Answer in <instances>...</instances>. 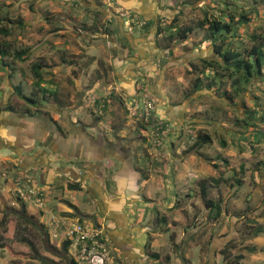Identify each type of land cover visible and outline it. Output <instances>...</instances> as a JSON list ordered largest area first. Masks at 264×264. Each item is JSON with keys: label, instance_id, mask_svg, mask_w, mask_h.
Instances as JSON below:
<instances>
[{"label": "rangeland", "instance_id": "rangeland-1", "mask_svg": "<svg viewBox=\"0 0 264 264\" xmlns=\"http://www.w3.org/2000/svg\"><path fill=\"white\" fill-rule=\"evenodd\" d=\"M58 1L0 0V16H4L7 13L12 17L14 16L13 18L21 16L26 21L23 27H18L17 22H9V20L4 19L0 25H10L12 30L8 35H4V37L0 36V39L7 41L10 45L9 48H31L29 56L25 61H12V76L7 75L8 69L5 70L6 67H0V111L7 104H11L20 110L24 111L29 108L33 112L37 111V114H43L46 119H52L51 115H55L58 109H62L66 105L77 107L83 104L87 113H90L94 109L93 106L87 105V99L86 102L82 99L84 91L77 89L75 79L83 78L84 80V74H86L84 66L90 63L97 55H99L98 64H104L106 62L104 59L113 54V46L109 44L108 36L107 38L102 37L104 32L102 25L100 26L101 30L91 34L81 30L83 22H87L88 25L94 22L92 20V13H87L85 9L83 10L82 7L78 6L68 8L66 2L62 4ZM108 1L96 0L97 3H95L90 0L88 2L91 4L89 7L100 6L98 4H102L100 7L109 12V15H115L112 7L108 6ZM195 1L165 0V3H163L164 7L171 10L170 13L165 15V18L169 22L178 15L179 27L190 24L194 25L193 30L184 40L165 41V44L167 43L169 46H172L171 49L168 48L170 50L169 58L166 60L165 67L163 59H161L157 67L154 68L157 77V73L163 72L164 87L168 92L167 95L172 104L180 103L182 106H179L180 108L177 107L178 109L176 108L177 113L180 114L177 122L173 123V120L163 119L170 128L168 132L169 136L175 141L171 143V146L168 142H166V145L163 144V146L169 145L161 152L162 156L165 157L161 164L164 168V175L161 176L163 180L161 177L154 178L157 180V183L161 184L162 188L160 203L156 201L148 203L141 200L132 205L128 204L127 214L135 223L139 221V225L144 224L146 226L152 225L156 213H160V216L163 215L161 213L163 211L168 215L170 214V217L177 219L174 223L180 226V228L171 226L173 230L177 231L176 238H200V256L203 257L202 264H212V261L215 264H234L235 261L233 259L236 254L245 255L239 264H264V234L259 236L251 234L258 225L264 226V121L258 119L264 114V79L262 77L255 78L247 85L241 86L243 89L240 94H235L232 91V86H234L233 81L236 79V76L229 77L227 72H224L221 68H217L223 80L222 85L217 82L207 87L209 78L202 76L204 81L203 88L197 92L191 91V87L194 86V82L199 77L197 71L201 66L199 59H213L217 57V54L214 52V46L211 45L209 40H204L205 30L195 26L202 21L205 14L209 18H213L216 10L219 7H224V4L219 5L218 0ZM226 2H228L229 7H233L231 4L232 0H226ZM30 4L33 9L29 7ZM86 9L92 11V8ZM204 10H206V13ZM119 11L115 12L119 13ZM251 15L252 18L249 21L241 23L238 26L235 35L227 34L223 42L230 44L232 48L240 50H244L246 47L251 48L254 40L248 34L264 33L263 17ZM70 17L73 18L71 19ZM124 18L127 17L124 16ZM99 20L103 25L109 22L105 20L103 15L102 17L100 16ZM70 21L73 22V26H71ZM169 22L165 24H169ZM123 25H125V22ZM55 27L59 29H55ZM136 32L138 30L134 29V33ZM116 39L119 41L118 37ZM98 44H103L105 50H101L98 53V47L96 46ZM92 45H94L93 48H91ZM126 48L129 49V46L126 45ZM91 51H96L95 56L91 57L89 55ZM5 59L11 60V57L8 56ZM39 60L45 64L44 68H42L43 76L46 79L44 84L51 89H55L57 96L51 97L47 93L46 100L42 101V96L45 93L40 90L39 94L37 93V99L41 105L33 106L27 100L16 96L13 86L20 84L26 97H29L34 87H36L35 89L38 88L34 84L35 77L30 70L31 64ZM69 61H73L76 65L74 67L73 65L69 66ZM191 63L195 64L196 69L191 67ZM105 64V66L98 65L96 68H91L89 78L92 77L93 79L96 73L102 72L106 76L103 80L104 84H117L116 78L113 75L114 71L111 62L110 65L108 62ZM205 72L208 76L213 75L210 70H206ZM217 79L219 80L220 78L218 77ZM86 83L89 84L90 82L87 81ZM86 83L83 85L84 89L88 87ZM218 83L220 86H218ZM100 87L101 85L97 86L96 89ZM98 91L94 89V93ZM149 93L151 92L149 91ZM226 93L230 98L226 96ZM150 95L153 99H156L157 110L160 111L158 109L159 99L156 98L157 94L151 93ZM108 97L109 95L106 98L108 99ZM138 98L139 96L134 99ZM185 104L187 106L183 110ZM247 109H254L256 114ZM3 113H1L2 116ZM253 115L256 119L254 120L256 124L245 123L243 126L242 118L245 117L246 121L249 122L248 120L252 119ZM235 119H239L240 122L236 123ZM100 123L103 126V123L108 124V121L101 117ZM5 124H9V122H5ZM7 127L9 126L7 125ZM108 127H110L109 124ZM178 128L180 129V133L176 135ZM148 131L149 128H147V133ZM197 131L205 132L212 137V143L202 146L204 147L203 150L211 156L220 153L219 155L226 162L222 161L221 158L217 161L219 162L218 166H213L211 163L200 162L198 159L195 160L191 155L184 156V158L186 157L188 171H191L192 175L188 174L185 177L181 176L179 180L177 179L182 183L181 190H179V185L173 183L172 176L177 175L176 163L184 159V154H182L183 148L189 145ZM257 132L258 134H256ZM107 134L109 137H113L110 135L111 131ZM244 134L247 137H244ZM253 134L257 135L256 138ZM221 139L227 141V146H223ZM237 144H239L240 150ZM4 153L0 152V264H48V262L45 263L44 260L39 259V256L53 260L56 264H70L67 255L63 254L59 249L61 242L56 251L49 248V246L46 247L45 238H53L55 240L63 238V233L59 234L57 238L51 237L52 226L50 225V215L44 213L43 217L33 220L23 213V203L17 199L13 187L8 183L7 179L11 177L12 180L15 178L19 180L24 174L20 173L21 169L19 167L12 166L11 159ZM60 163L62 165L67 164L65 160ZM34 165V169H32L33 174L30 175V178L33 184L39 185L40 169L37 164ZM15 173L17 174L15 175ZM157 175L158 173H155V176ZM213 176H219L224 180L218 186L209 187L208 195L213 199L223 198V207H226L227 210L218 219L210 220L207 217L208 208L199 195L198 182L201 179ZM238 176L241 178V183L238 187H235L233 185L235 184V178ZM183 180L185 181L184 184ZM60 186L61 184L57 185L56 183L49 188L42 189L47 210L60 217H64L65 215L70 216V214L58 211L62 208L70 210L67 206L59 203L62 201L61 199L65 198L74 202V205L80 211L85 212V208L90 204L86 191H75L63 187L64 185ZM148 186L149 184L146 191H142V194L144 196L152 194L154 196L151 197L154 198L156 196L155 190H153L154 188L151 189V187L148 188ZM184 187L188 188V195L182 192ZM49 189L52 191L50 194ZM111 191L113 190L111 189ZM177 199L180 202L186 200L182 211L175 212L171 209L169 211L164 207L169 201L174 202ZM24 205L26 210L33 214L39 209L34 206ZM73 217H77L76 214ZM73 217L71 215L70 218ZM167 219L170 218L168 217ZM167 219L166 223L168 222ZM80 223L93 226V222L88 219H80ZM171 223L173 225V222ZM160 225L166 227L163 226L162 222H160ZM130 226L133 228V223ZM46 230L49 232L48 237L45 235ZM159 231L161 235L153 237L169 238L171 232L160 229ZM31 244L37 250V255H33L34 252L30 247ZM152 245L153 248H157L162 253L166 251L163 245L156 243H152ZM251 247L254 248L253 251H249ZM223 248L228 249L232 257L226 259L224 254H219L218 250L220 251ZM44 251H48L51 256L43 255L45 254ZM198 251L199 246L194 244L190 252L189 250L187 252L192 264H201ZM211 251L213 252L211 253ZM112 252L113 250L111 249L110 253ZM154 262L157 261L154 260ZM155 264H158V262Z\"/></svg>", "mask_w": 264, "mask_h": 264}, {"label": "crops", "instance_id": "crops-1", "mask_svg": "<svg viewBox=\"0 0 264 264\" xmlns=\"http://www.w3.org/2000/svg\"><path fill=\"white\" fill-rule=\"evenodd\" d=\"M88 1L90 0H59L58 2L62 4L66 2L68 8L82 7L85 12L92 13V20L97 17L95 10H99L102 13L98 15L101 17L103 15L106 21L111 22L110 28L114 27L116 32L111 36L102 34V37H109V44L113 46V54L103 59L109 65L111 62L119 91L109 95L106 100V110L101 116H97L93 111L94 109L87 113L83 104L77 107L66 105L64 108L58 109L55 115H51L52 120L46 119L42 114L36 113L33 116H26L21 113H12L11 110L5 108L2 109L0 111V152H5L4 154L8 155L12 166L21 169L20 173L24 174L22 178L33 174L32 169H34V164H37L40 169L39 186L41 189L49 188L56 183L71 189L68 187V183H76L80 185V189L71 190L86 191L90 204L85 208V212L80 211L74 202L65 198L61 199V197L59 198L62 201L59 203L67 206L71 211L64 210V208L58 211L70 214V217L76 214V220L88 219L93 222V225L102 229V235L109 251L113 250L107 264H155L157 262L158 264H192L187 252L188 250L190 252L193 245L197 244L200 256L201 240L190 237L176 238L177 231L171 228V226L180 228L174 223L177 221L176 218L170 217V214L168 215L163 211L161 212L163 216L166 219L170 218L167 219L166 227L160 225V222H163L160 213L154 215L152 225L146 226L144 224L139 225V221L135 223L127 214L128 204L132 205L141 200L148 203L154 201L160 203L162 188L161 184L157 183L154 178L164 175V168L161 164L165 157L162 156L161 152L175 141L168 134V139L167 141L164 140L163 144L166 145L168 142L169 145L155 146L151 136L147 133V126L130 116L125 105L130 98H134L138 86L143 84L152 94H157L158 109H160V111L157 110L158 116L173 120V123L177 122L179 118L180 114L177 113L176 108L182 105L180 103L172 104L164 87L163 72L157 73V77L154 70L161 59H163L165 67L166 60L169 58V49L172 48V46H164L166 41L164 33L168 35L169 31L159 32L157 26L160 22L162 26L167 25L165 23H168L169 20L165 18V15L171 10L164 7L165 0H109L108 6H111L115 13V15H109V12L100 7L102 4L89 7L91 4ZM92 1L97 3L96 0ZM86 8H92V11ZM119 10L134 13L141 23L133 24L129 29L123 25L126 19H123L125 15L116 13ZM70 23L73 26V22L70 21ZM134 29H137L138 32L134 33ZM117 37L119 41L116 39ZM126 45L129 46L130 50L126 48ZM96 46L98 53L105 50L103 44ZM93 47L94 45L91 46V48ZM94 54L96 51H91L89 55L93 57ZM98 59L99 55L84 66V70H86L84 80L83 78L75 79L77 89L84 91L82 99L85 102L88 93H92L94 89L98 91L99 88L96 89V87L105 83L103 80L106 76L100 71V73H96L93 79L92 77L89 78L91 68L106 65V62L98 64ZM72 65L74 67L76 63L71 61L69 66ZM88 67L90 69L87 70ZM87 81L90 83H86ZM84 83L88 84L85 89ZM87 102V105L94 106L90 101L87 100ZM186 106L185 104L183 110ZM2 112H4L3 116L1 115ZM101 117L108 121L110 127L107 123H103L102 126ZM5 122H9L7 124L9 127ZM6 129L8 130L5 131ZM109 131L113 137H109L107 134ZM203 148L200 147L199 151L210 159H205L191 152L184 153L183 158L191 155L195 160L198 159L200 162L211 164L220 159L221 155L220 157L217 156L220 153L211 156ZM64 160L67 164L62 165L60 162ZM186 164V157L177 162V175L172 176L173 183L179 185V190H181L182 184L178 181L180 177L192 175ZM155 173L158 175L155 176ZM161 178L163 180V177ZM7 180L12 186L11 177ZM182 182L185 183L184 180ZM148 184V188L151 187L155 190L156 196L154 198L151 197L154 196L152 194L146 196L142 194L146 191ZM187 190L188 188L184 187L182 192L188 195ZM48 191L49 194L52 192L50 189ZM185 201L180 202L178 199L174 202L169 201L164 207L180 212L184 209ZM31 209L33 208L31 207ZM174 211L173 213H175ZM131 223H133V228L130 226ZM159 229L171 232L170 235L175 233V238L172 240V238L153 237L161 235ZM62 239L64 237L59 240L45 238L46 247L58 249ZM152 243L165 246L166 251L162 253L157 248H153ZM154 252H157L159 256L153 257L151 254ZM44 253L43 255L51 256L48 251H44ZM200 258L202 264L203 257L200 256ZM212 264H215L214 261Z\"/></svg>", "mask_w": 264, "mask_h": 264}, {"label": "trees", "instance_id": "trees-1", "mask_svg": "<svg viewBox=\"0 0 264 264\" xmlns=\"http://www.w3.org/2000/svg\"><path fill=\"white\" fill-rule=\"evenodd\" d=\"M199 1V0H196ZM195 1V2H196ZM204 1V0H202ZM219 5L224 4V7H219L216 10V14L213 18H209L206 14L205 17L198 23L197 26L200 29L205 30L204 34V40H209L211 45L214 46V52L217 54V57L213 59H207V58H200V63L201 66L197 69L199 77H197L196 82H194V86L191 87L192 92H197L201 90L204 86V81L202 79L203 77L209 78L208 86L210 87L214 85L215 83L219 82L220 85H222L223 80L221 79L220 73L217 71V68L223 69L224 72L228 73L229 77H234L236 76V79L233 81L232 86V91L235 94H240L241 90L243 89L241 86H245L248 83H250L252 80H254L257 77H262L264 79V33H259V34H254V33H249L248 36L254 40V44H252L251 48H245L244 50L232 48L230 44H227L224 41V38L227 34H231L232 36L237 33L238 26L241 23L247 22L252 18L251 14H254V16L263 17V23H264V0H232L231 4L233 7H229L228 2L226 0H218ZM31 9L33 7L31 4L29 5ZM206 13V10H204ZM102 13L99 10H95V15L97 16L96 19H94V22L90 25H88L87 22H83L81 24V30L87 31L88 33H93L95 31H99L100 26H103V34H106L108 36H111L116 32V30L113 28H110L111 22H107L103 25V23L100 22V16L98 14ZM14 17V16H13ZM12 16L8 15L7 13L4 14V16H0V23L6 19L9 22H17L18 27H23L26 23L25 18H22L21 16H18L16 18H13ZM178 19L179 16L176 15L175 18L171 19L169 24L163 25L161 22L159 23L158 29L160 30L159 32H168V35H165L164 33V38L166 41H182L184 40L188 34L193 30L194 25H184L183 27H179L178 24ZM108 24V26H107ZM55 29H59L58 27H55ZM78 29V28H77ZM11 26L10 25H0V36L8 35L11 32ZM87 34V33H86ZM88 35V34H87ZM122 38V37H121ZM175 38V39H174ZM174 39V40H173ZM168 45V46H167ZM9 43L7 41H3L0 39V67H6L5 70L8 69L7 75L12 76L13 74V67H12V61H25L29 53L31 51L30 47H18V48H9ZM164 46L169 47V44H164ZM11 57V60L5 59V57ZM64 59V58H63ZM71 62V61H69ZM45 64H43L42 61H34L33 64H31V73L35 77V85L38 87H34L33 91L31 92V95L29 97H26V94L24 93L22 86L20 84H17L13 86L15 95L18 96L21 99H25L29 102L31 105H39L40 101L37 99V93L42 90L45 94L42 96V101L46 100V94L49 93L51 97H56V91L55 89H50L48 86H46L44 83L46 81L45 77L43 76L42 73V68H44ZM191 67L193 69H196L195 64L191 63ZM44 70V69H43ZM206 70L212 71V76H208L206 74ZM220 78L219 80L217 78ZM52 83V82H51ZM218 83V86H220ZM217 86V87H218ZM245 88V87H244ZM38 90V91H37ZM39 94V93H38ZM188 95V94H187ZM226 96L228 94L226 93ZM106 104V102H105ZM41 105V104H40ZM94 105H97V103H94ZM6 110H11L12 113H21L22 115L26 116H33L34 114L38 113L37 111H32L29 108L26 110H20L11 104H7L5 107ZM248 111H251L253 114H256V111L253 109H247ZM94 111V110H93ZM105 111V108H104ZM95 113V111H94ZM43 115V114H42ZM97 116H101L102 114H96ZM252 119H249L247 122L246 118H242L243 126L245 123L248 124H256L254 120L255 117L254 115L252 116ZM51 118V117H50ZM217 119V118H216ZM260 121H264V114H262L261 117L258 118ZM52 120V119H51ZM236 123H239V119L234 120ZM144 125V124H143ZM258 134V132L256 133ZM253 136H256L253 134ZM241 137V136H239ZM244 137H247L244 134ZM212 141L211 136L205 132H200L197 131L195 135L193 136V139L189 143L188 146H186L183 149V154L184 153H195L198 154L199 156L205 158V159H210L208 158L207 155L204 153H201L199 151L200 147L209 144ZM223 146H227V141L225 139H221ZM235 143V142H234ZM238 148L239 150L241 149L239 144ZM220 157V155H217ZM221 159V157H220ZM222 161L226 162L224 158L221 159ZM219 162H214L212 165L218 166ZM27 178V177H24ZM16 180L13 179L12 185L14 184V181ZM224 179L221 177H210L206 179H201L198 182L199 186V195L203 199L206 207L208 208V214L207 217L210 220L218 219L219 216L222 215L224 211L227 210V208L223 207V198H210L208 195V188L209 187H214L218 186L220 182H222ZM235 184L233 186L238 187L241 183V178L238 176L235 178ZM68 187L71 189H80L79 184H71L68 183ZM22 211L25 215H27L29 218L38 219L39 217H43L44 212L40 209H37L35 212L36 213H30L29 211L26 210L25 205L22 204ZM162 223L164 224L163 226L167 225L166 224V217L162 215ZM45 227L44 225H41ZM49 232L46 230L45 235L47 237L49 236ZM253 236H259L261 234H264V226L258 225L256 228H254L253 232H251ZM175 233H172L169 235V238H174ZM70 243V239L67 237H64L62 239L61 244H60V250L63 254L67 255L69 258L70 264H74L75 260L73 257L69 255L68 251V245ZM227 245V244H225ZM33 250V255H37V250L35 249L34 246H30ZM227 247V246H225ZM231 247V244H230ZM56 251L55 248H52ZM254 248L251 247L249 248V251H253ZM219 254H224L225 258L228 259L231 256L230 252H228V249L223 248L222 250H218ZM153 257L154 256H159L157 252H154L151 254ZM39 256V255H38ZM243 254H236L234 255V264H239L242 259H244ZM39 259L44 260L45 263L48 262V264H56L53 260L47 259L45 257L39 256Z\"/></svg>", "mask_w": 264, "mask_h": 264}, {"label": "built area", "instance_id": "built-area-1", "mask_svg": "<svg viewBox=\"0 0 264 264\" xmlns=\"http://www.w3.org/2000/svg\"><path fill=\"white\" fill-rule=\"evenodd\" d=\"M120 15H125V25L130 29L133 24L140 22L138 16L130 11H119ZM143 23V22H142ZM116 84L101 85L97 93L87 95V100L92 104L96 101L95 112L104 114L105 98L110 93L118 92ZM134 98H130L125 105L130 116L137 119L142 118V123L149 128L148 134L153 139L155 146L163 145L164 140L168 139L169 126L164 122L162 116L157 114L156 99H153L147 88L142 84L138 86ZM180 133L178 128L176 135ZM193 139V138H192ZM14 194L17 199L26 205L34 206L50 215V225L52 226L51 237H62L70 239L68 245L69 255L74 258V264H107L110 258V251L102 234L103 231L96 225H83L80 221L70 216L60 217L48 211L44 200L42 189L33 184L28 178L15 180L13 184Z\"/></svg>", "mask_w": 264, "mask_h": 264}, {"label": "clouds", "instance_id": "clouds-1", "mask_svg": "<svg viewBox=\"0 0 264 264\" xmlns=\"http://www.w3.org/2000/svg\"><path fill=\"white\" fill-rule=\"evenodd\" d=\"M116 85H117V84H116ZM93 92H94V91H93ZM110 94H111V93H110ZM110 94H109V95H110ZM105 100H107V98H105ZM105 102H106V101H105ZM94 103H97V102L95 101ZM94 103H93V105H94ZM105 105H106V104H105ZM95 106H96V105L93 106V107H94V111H95ZM105 110H106V107H105ZM104 112H105V111H104ZM95 113H96V112H95ZM96 114H97V113H96ZM102 115H103V114H102ZM136 119H137V118H136ZM137 120H139V119H137ZM141 123H142V122H141ZM142 124H143V123H142ZM144 126H145V125H144ZM145 130H146V128H145Z\"/></svg>", "mask_w": 264, "mask_h": 264}, {"label": "flooded vegetation", "instance_id": "flooded-vegetation-1", "mask_svg": "<svg viewBox=\"0 0 264 264\" xmlns=\"http://www.w3.org/2000/svg\"><path fill=\"white\" fill-rule=\"evenodd\" d=\"M27 178H28L29 180H31L30 176H28ZM27 178H26V179H27ZM31 182H32V180H31ZM37 186H39V185H37ZM12 187H13V185H12ZM39 187L41 188V186H39ZM102 236H103V235H102ZM103 238H104V236H103Z\"/></svg>", "mask_w": 264, "mask_h": 264}, {"label": "water", "instance_id": "water-1", "mask_svg": "<svg viewBox=\"0 0 264 264\" xmlns=\"http://www.w3.org/2000/svg\"><path fill=\"white\" fill-rule=\"evenodd\" d=\"M139 121L142 122V118H140Z\"/></svg>", "mask_w": 264, "mask_h": 264}]
</instances>
